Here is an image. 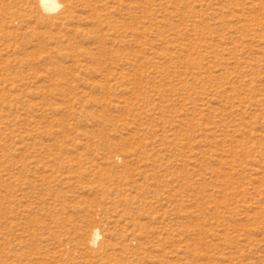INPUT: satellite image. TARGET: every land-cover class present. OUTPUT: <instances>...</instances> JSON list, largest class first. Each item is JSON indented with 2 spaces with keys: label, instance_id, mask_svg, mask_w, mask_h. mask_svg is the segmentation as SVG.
<instances>
[{
  "label": "rangeland",
  "instance_id": "374dc122",
  "mask_svg": "<svg viewBox=\"0 0 264 264\" xmlns=\"http://www.w3.org/2000/svg\"><path fill=\"white\" fill-rule=\"evenodd\" d=\"M70 1L0 0V264H264V0Z\"/></svg>",
  "mask_w": 264,
  "mask_h": 264
},
{
  "label": "bare ground",
  "instance_id": "6f19581e",
  "mask_svg": "<svg viewBox=\"0 0 264 264\" xmlns=\"http://www.w3.org/2000/svg\"><path fill=\"white\" fill-rule=\"evenodd\" d=\"M34 1H35L36 6L32 7V9H31L32 10V12H31L32 14H31L30 17L35 18V22H36V26L35 27H36V29H33L34 31H31V32H33L32 36H34L35 39L37 40L36 41L37 45H41L43 43V41H45L47 34H49L51 37L53 36V33L51 31V28H52L51 26H58L62 22V20H64V19L65 20H71V19L75 18V14H74V11L72 9V5H71V1L70 0H34ZM85 5H87L92 12L96 13L95 12L96 8L94 6L92 7L90 2L89 3L85 2ZM61 7L63 8V10H62V13H60L59 16L50 15L51 13H54V12L58 11V9H60ZM94 13H93V15H94ZM25 14H27V13H25ZM28 14H30V13H28ZM88 15L90 17L92 14L91 15L88 14ZM93 15H92L91 18L94 17ZM23 16H24V14H23ZM21 18L23 19V17H21ZM24 19H25V17H24ZM22 21H24V20H22ZM25 22L26 21H24V23ZM41 28H46V29H44V30L42 29L41 30ZM101 38H103V37H101ZM72 53H74V52H72ZM99 237H100V234H99V232L97 230L92 232V238L91 239L93 240V242L97 243Z\"/></svg>",
  "mask_w": 264,
  "mask_h": 264
}]
</instances>
